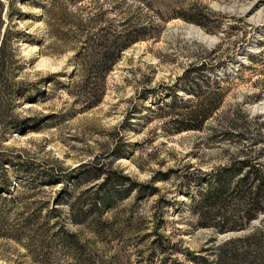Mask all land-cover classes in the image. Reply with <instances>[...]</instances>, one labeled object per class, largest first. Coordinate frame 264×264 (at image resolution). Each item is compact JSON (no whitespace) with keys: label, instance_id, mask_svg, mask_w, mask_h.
<instances>
[{"label":"rangeland","instance_id":"rangeland-1","mask_svg":"<svg viewBox=\"0 0 264 264\" xmlns=\"http://www.w3.org/2000/svg\"><path fill=\"white\" fill-rule=\"evenodd\" d=\"M148 2L0 0V44L10 32L0 187H15L0 193V264H161L156 233L188 264L184 253L207 255L264 227L260 214L219 234L193 211L204 189L193 177L233 158L264 160V0ZM126 17L158 27L122 53L88 107L82 59L104 50L88 51L85 37L121 31ZM213 88L225 97L204 129L176 132L183 110L165 106L194 107ZM37 212L48 226L23 229Z\"/></svg>","mask_w":264,"mask_h":264},{"label":"trees","instance_id":"trees-1","mask_svg":"<svg viewBox=\"0 0 264 264\" xmlns=\"http://www.w3.org/2000/svg\"><path fill=\"white\" fill-rule=\"evenodd\" d=\"M72 1L76 5L84 0ZM131 1L142 2L145 8L150 7L148 0ZM183 18L187 19L186 16ZM132 22V18L126 17L123 30L118 32L111 30L102 36V40L97 41V38L92 40L94 36L90 35L85 37L86 43L93 44L92 47L88 46V51L90 48L91 50L98 48L104 50L95 53L96 57L99 56L97 60L87 61L85 55L82 59L87 75L85 84L87 87L85 90L86 95H88V107L92 108L101 102L105 91V81L120 60L122 53L135 43L150 38V32H154L158 27L154 23L144 25L133 24ZM83 25L88 27L86 23ZM2 29L3 22L0 13V35L2 34ZM101 30L105 31V28ZM9 33L5 31L0 44V111L5 99L9 96L7 94L10 89L9 80L4 75L7 64L5 52L9 46ZM206 93L208 95L204 98V102L202 101L194 107L188 105L187 102L176 101L171 105L165 106L171 109L183 110L182 113H177L176 118L173 120L176 132L201 131L204 129L205 124L222 105L225 97L223 89H208ZM243 116L247 118L244 114ZM261 144V148L264 151L262 141ZM260 158H233L226 166L193 177V183L204 188L193 210L199 216V225L202 228H213L219 234L240 232L247 229L260 214H264V160L260 161ZM52 178L54 177H48L46 182ZM12 188L14 189L15 187L9 182L7 185L0 187V193L7 192L10 194ZM34 196V194H30L28 199H34ZM35 203L36 201H32L31 204L34 205ZM40 211L42 209H39ZM57 212V209H55L49 215H56ZM71 212H74V207H71ZM39 216L38 212L35 215H31L30 218L24 221L22 228L25 229L26 226L35 222L32 225L33 228H37L38 232L43 231L48 224L45 223L40 226L41 224L37 221L40 220ZM70 239L74 246H78L75 235L64 234L60 238L65 243L71 242L68 241ZM154 246L156 252L167 256L162 259L161 264H187L173 258L179 253V250L164 235L156 233ZM184 255L189 262L188 264H264V227L256 229L249 236L225 242L207 255L194 256L187 253H184ZM41 260L50 262L48 259ZM113 264H120V262L114 261Z\"/></svg>","mask_w":264,"mask_h":264}]
</instances>
